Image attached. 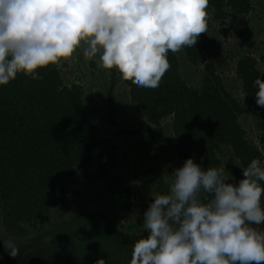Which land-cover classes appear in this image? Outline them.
<instances>
[{"label": "trees", "instance_id": "trees-1", "mask_svg": "<svg viewBox=\"0 0 264 264\" xmlns=\"http://www.w3.org/2000/svg\"><path fill=\"white\" fill-rule=\"evenodd\" d=\"M226 9L237 16L248 15L252 0H209L214 20L223 23ZM207 51L204 34L192 48L169 51L171 67L155 89L122 79L134 115L131 120L137 121L138 131L147 136L154 151L159 172L156 193H168L166 178L170 180L188 158L203 168L238 166L241 171L254 158L264 163V107L256 104L254 87L257 77L264 80L257 67V57L264 56L243 55L235 66L243 98L255 119L254 128L246 129L241 123L246 109L227 89L217 65L207 60ZM178 55L189 66L203 67L198 88L183 78ZM37 74L43 79L19 73L15 80L0 85V228L21 253L12 258L1 245L0 264H96L98 259L109 264L117 243L134 244L147 235L145 229L138 235L115 233L93 209L55 226L39 227L52 212L73 205L82 180L96 195H107L112 212L130 213L131 188L110 169L125 153L88 119L82 86L65 84L57 65L38 69ZM165 119L172 132L173 167L166 164L153 131ZM225 149L229 151L226 164L220 159ZM200 195L204 202L211 199L207 193ZM151 202L147 200V208ZM102 251L111 254L101 258Z\"/></svg>", "mask_w": 264, "mask_h": 264}, {"label": "clouds", "instance_id": "clouds-1", "mask_svg": "<svg viewBox=\"0 0 264 264\" xmlns=\"http://www.w3.org/2000/svg\"><path fill=\"white\" fill-rule=\"evenodd\" d=\"M208 7L209 0H0V85L19 73L43 79L38 69L82 48L97 67L158 88L169 51L192 48L207 32ZM254 87L264 107V80ZM224 172L193 158L176 168L168 193H155L143 214L147 235L133 244L130 264H264V230L255 227L264 224V166L252 159L238 184ZM3 245L12 258L21 254L11 240Z\"/></svg>", "mask_w": 264, "mask_h": 264}, {"label": "rangeland", "instance_id": "rangeland-1", "mask_svg": "<svg viewBox=\"0 0 264 264\" xmlns=\"http://www.w3.org/2000/svg\"><path fill=\"white\" fill-rule=\"evenodd\" d=\"M252 4L253 10L244 16H237L226 9L223 23L214 20L212 12L207 9L208 30L204 33L208 50L206 58L210 63L217 65L218 73L223 78L227 89L246 109L244 117L241 118V123L246 129L248 126L254 128L255 119L243 98L235 66L239 57L243 55L264 56V0H252ZM178 57L183 78L191 87L198 88L203 67L189 66L183 63L180 55ZM257 58V67L264 79V59ZM97 60L98 57L94 60H86L83 56V49L78 48L71 59L61 60L57 66L65 84L74 83L82 86L83 104L90 122L100 130L106 131L120 145L121 153H125V157L118 156L116 163L111 165L110 169L131 188L130 213L121 215L112 212L113 208L107 195L104 192L96 195L94 191L84 186V180H82L79 197L73 205L66 210L52 212V215L45 218V224L39 228L55 226L60 222L72 220L78 212L93 209L104 218L108 226L115 230V233L138 235L141 230H144L143 214L147 210V200L156 193L159 172L154 151L148 145L147 136L142 134L141 130L138 131L140 128L137 127V121L131 120L134 115L130 111L127 88L123 84L121 75L116 69L104 70L97 67ZM110 105L113 107L112 110ZM108 115L113 119L114 124L107 121ZM133 122L135 125L131 126ZM115 130L118 132L115 133ZM153 131L155 139L162 146L166 164L173 167L176 156L173 151L169 120H163L158 126L153 127ZM129 132L133 133L129 135ZM228 158L229 151L225 149L220 155V159L226 164ZM261 165L264 166V163ZM224 169L226 182L238 184L239 180L243 178L242 171L238 166L224 167ZM261 204L264 207V196H262ZM255 227L264 230V224ZM144 231L146 232V230ZM95 240L97 241V238ZM4 241L7 240L2 235L0 228V246L4 247ZM105 244L106 241L101 245ZM132 246L133 244L117 243L109 264H130ZM87 251L89 252L90 248ZM110 252L107 255L102 251L101 258L109 257Z\"/></svg>", "mask_w": 264, "mask_h": 264}]
</instances>
